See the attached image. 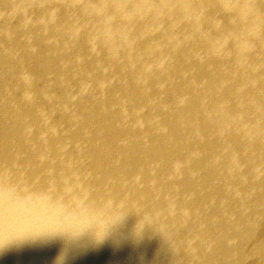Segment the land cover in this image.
<instances>
[{
  "label": "bare ground",
  "instance_id": "1",
  "mask_svg": "<svg viewBox=\"0 0 264 264\" xmlns=\"http://www.w3.org/2000/svg\"><path fill=\"white\" fill-rule=\"evenodd\" d=\"M0 178L128 213L0 264H264V0H0Z\"/></svg>",
  "mask_w": 264,
  "mask_h": 264
},
{
  "label": "clouds",
  "instance_id": "2",
  "mask_svg": "<svg viewBox=\"0 0 264 264\" xmlns=\"http://www.w3.org/2000/svg\"><path fill=\"white\" fill-rule=\"evenodd\" d=\"M248 10L253 5L246 4ZM21 202H30L38 210L15 221L10 209ZM128 213L115 205L107 206L90 200H78L56 193L19 191L8 178H0V250L36 241L60 239L69 246L83 241L102 244L123 223ZM146 222L142 217L135 234L142 233ZM65 255L56 264H64Z\"/></svg>",
  "mask_w": 264,
  "mask_h": 264
}]
</instances>
